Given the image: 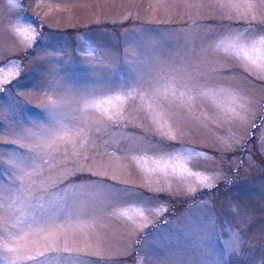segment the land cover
<instances>
[{
    "label": "rangeland",
    "instance_id": "obj_1",
    "mask_svg": "<svg viewBox=\"0 0 264 264\" xmlns=\"http://www.w3.org/2000/svg\"><path fill=\"white\" fill-rule=\"evenodd\" d=\"M253 2L256 7L244 18L220 6L228 0H17V7L0 0V67L15 61L19 68L0 84L5 165L17 148L13 141L49 120L50 99L74 101L90 90L131 83L140 74L147 78L161 63L182 65L201 83L229 89L245 102L236 118L205 98L190 108L174 106L171 128L154 124L139 110V101L130 102L126 121L94 133L101 155L93 151L87 160L69 162L68 168H83L54 191L87 186L114 198L130 192L165 210L150 213L147 226L137 227L111 215L112 201L76 202L86 219L98 218L101 242L62 254L55 264H264V79L215 48L229 29H264V4ZM18 20L34 29L30 45L12 31ZM169 132L177 138L169 139ZM149 145L161 152L182 146L204 153L189 167L210 181L146 175L130 157ZM125 154L128 160L116 159ZM0 185L15 186L6 172ZM0 264L7 259L0 257Z\"/></svg>",
    "mask_w": 264,
    "mask_h": 264
},
{
    "label": "snow or ice",
    "instance_id": "obj_2",
    "mask_svg": "<svg viewBox=\"0 0 264 264\" xmlns=\"http://www.w3.org/2000/svg\"><path fill=\"white\" fill-rule=\"evenodd\" d=\"M8 3L12 7L18 6L17 0H8ZM260 3L264 4V0ZM220 6L235 10L244 18L256 7L253 0H228ZM251 18L257 19L256 15ZM12 31L29 45L35 39L34 29L30 25L23 26L19 20L12 25ZM86 47L89 55L94 54L91 46ZM215 48L235 58L246 69L255 70L264 79V29H229L215 43ZM18 72L15 61L0 67V84L8 83ZM221 97H227L230 103L224 104ZM197 98L207 99L232 118L240 116L237 108L245 109L243 98L231 90L209 87L182 65L163 63L147 78L140 74L131 83L90 90L74 101L50 99L49 120L35 131L28 129L19 141H13L17 148L9 151L6 165L0 159V174L6 172L15 185L7 190L0 185V257H5L7 264L30 261L55 264L62 254L79 253L93 247V241L98 247L101 242L100 234L96 232L98 218L93 215L86 219V214L75 207L76 202L85 199L112 201L109 205L112 216L122 217L137 227L147 226L150 213L159 214L165 209L151 208L148 206L150 201L134 197L130 192L114 198L95 187L54 190L67 175L82 170L83 165L68 168L69 162L78 164L81 159L87 160L93 151L97 156L101 155L94 133L106 129L109 124L126 121L130 102L139 101V110L144 111L154 124L161 127L167 124L171 128L173 113L170 109L174 106L190 108ZM253 127L257 125L253 124ZM166 135L172 140L177 138L171 132ZM19 149L25 151L21 153ZM140 151L143 154L132 155L130 159L146 175L195 177L201 185L211 179L189 167L193 158L204 153L182 146L161 152L153 145ZM149 152L158 154L149 155ZM116 159L128 160L129 157L125 154ZM96 174L104 173H93ZM191 190L195 191L194 188ZM69 200L74 202L73 205H69ZM237 241L238 237H234L229 247L234 249Z\"/></svg>",
    "mask_w": 264,
    "mask_h": 264
}]
</instances>
